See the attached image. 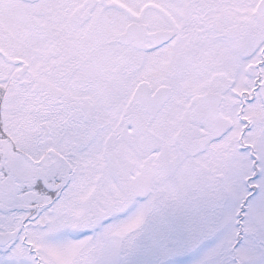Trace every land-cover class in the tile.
<instances>
[{"label":"snow or ice","instance_id":"snow-or-ice-1","mask_svg":"<svg viewBox=\"0 0 264 264\" xmlns=\"http://www.w3.org/2000/svg\"><path fill=\"white\" fill-rule=\"evenodd\" d=\"M0 264H264V0H0Z\"/></svg>","mask_w":264,"mask_h":264}]
</instances>
